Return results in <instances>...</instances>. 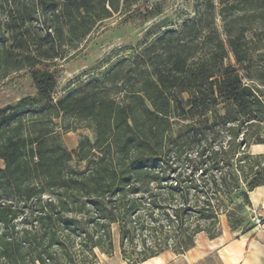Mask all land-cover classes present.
<instances>
[{
  "label": "trees",
  "instance_id": "trees-1",
  "mask_svg": "<svg viewBox=\"0 0 264 264\" xmlns=\"http://www.w3.org/2000/svg\"><path fill=\"white\" fill-rule=\"evenodd\" d=\"M137 1L0 0V82L26 69L35 88L0 107V264H95L114 230L128 264L183 252L221 217L240 228L264 184V152L249 150L264 143V0H192L54 99L50 64ZM175 117L192 123L173 133ZM81 126L93 138L71 151L61 132Z\"/></svg>",
  "mask_w": 264,
  "mask_h": 264
},
{
  "label": "rangeland",
  "instance_id": "rangeland-1",
  "mask_svg": "<svg viewBox=\"0 0 264 264\" xmlns=\"http://www.w3.org/2000/svg\"><path fill=\"white\" fill-rule=\"evenodd\" d=\"M216 10L218 9L217 0ZM194 2L192 0H138L128 9L115 12L105 19L94 31H92L75 49H70L67 56L56 59L50 64V69L56 77V85L53 92L54 99H57L66 91L73 89L79 79L90 73L103 71L120 56L128 55L132 49L144 39L147 29L159 20L166 19L163 23L165 27L175 28L192 10ZM160 10L157 15L148 11ZM218 29L222 30L220 17L216 16ZM250 35V34H248ZM264 40L262 41V43ZM260 51H264V48ZM224 65L233 64L235 60L232 52L223 60ZM242 74V71L239 70ZM35 88L31 81L28 70L11 73L0 82V107L12 103L24 95H32ZM181 96L184 100L190 97L189 93L183 92ZM223 104L218 106L222 112ZM59 121V120H57ZM192 123L191 119L174 118L173 133L181 125ZM81 135L93 138V132L86 126H81L75 131H62V143L71 151H74ZM249 150L253 153L264 152L263 144H251ZM0 160V165H2ZM71 166L83 169L85 162L78 161L73 156ZM251 211L246 208L243 212L241 227L250 222ZM225 219V217H222ZM114 247L118 245L117 231L114 230Z\"/></svg>",
  "mask_w": 264,
  "mask_h": 264
},
{
  "label": "crops",
  "instance_id": "crops-1",
  "mask_svg": "<svg viewBox=\"0 0 264 264\" xmlns=\"http://www.w3.org/2000/svg\"><path fill=\"white\" fill-rule=\"evenodd\" d=\"M249 210L258 209L264 214V184L249 192ZM238 229H231L226 218L220 219V231L211 237L199 232L194 244L183 252L167 249L139 264H264V228L253 227V222ZM95 264H128L119 247L111 254L95 249Z\"/></svg>",
  "mask_w": 264,
  "mask_h": 264
},
{
  "label": "built area",
  "instance_id": "built-area-1",
  "mask_svg": "<svg viewBox=\"0 0 264 264\" xmlns=\"http://www.w3.org/2000/svg\"><path fill=\"white\" fill-rule=\"evenodd\" d=\"M251 220L253 222V227L257 229L264 228V214L260 210L255 209L251 211Z\"/></svg>",
  "mask_w": 264,
  "mask_h": 264
}]
</instances>
